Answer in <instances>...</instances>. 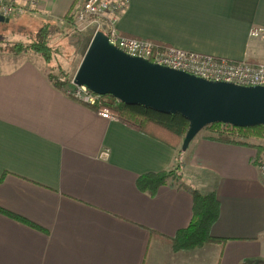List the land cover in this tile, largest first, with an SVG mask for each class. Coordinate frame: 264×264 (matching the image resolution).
<instances>
[{
    "label": "crops",
    "instance_id": "0c3cea01",
    "mask_svg": "<svg viewBox=\"0 0 264 264\" xmlns=\"http://www.w3.org/2000/svg\"><path fill=\"white\" fill-rule=\"evenodd\" d=\"M70 1L41 0L35 14L67 12ZM117 25L164 45L264 61V31L252 35L264 30V0H129ZM0 63V208L11 213L0 211V264H264V140L226 143L201 131L183 156L190 186L150 195L138 177L171 168L174 148L68 96L40 55ZM196 189L216 193L211 234L225 241L174 251L152 231L186 228Z\"/></svg>",
    "mask_w": 264,
    "mask_h": 264
},
{
    "label": "water",
    "instance_id": "95a60500",
    "mask_svg": "<svg viewBox=\"0 0 264 264\" xmlns=\"http://www.w3.org/2000/svg\"><path fill=\"white\" fill-rule=\"evenodd\" d=\"M9 20L0 16V22ZM74 82L128 105L181 114L190 123L182 144L184 151L213 123L264 125V86L207 80L132 56L114 46L101 30L90 41Z\"/></svg>",
    "mask_w": 264,
    "mask_h": 264
},
{
    "label": "trees",
    "instance_id": "16d2710c",
    "mask_svg": "<svg viewBox=\"0 0 264 264\" xmlns=\"http://www.w3.org/2000/svg\"><path fill=\"white\" fill-rule=\"evenodd\" d=\"M89 1L71 0L68 5V11L65 14V20L72 25L78 12ZM48 30V24H46L31 38L29 43H16L11 52L32 51L43 57L48 69L53 70L55 68L51 62L53 48L50 44ZM61 73L65 74L63 70ZM48 76L53 84L64 92L65 83L58 81V75L51 71ZM103 102L120 119L137 125L144 133L176 150V159L171 168L160 172H149L138 177L137 185L139 189L150 195H155L161 186L179 182L182 178L179 175V171L184 167L182 160L185 151L182 149V144L190 126L189 121L179 113L168 114L142 105H128L111 95L103 96ZM203 130L210 131V134H208L209 138L226 143L250 145L253 140H264V125L236 127L217 122L206 126ZM258 148L260 156L256 159V162L260 163L261 160H264V145ZM192 193L194 197L193 216L186 228L179 230L174 236H166L152 231L163 242L170 245L174 251L193 250L214 242L225 241L211 234V228L220 215V203L216 193H204L197 189L192 190ZM0 211L11 214L2 208H0Z\"/></svg>",
    "mask_w": 264,
    "mask_h": 264
},
{
    "label": "built area",
    "instance_id": "2783aa9c",
    "mask_svg": "<svg viewBox=\"0 0 264 264\" xmlns=\"http://www.w3.org/2000/svg\"><path fill=\"white\" fill-rule=\"evenodd\" d=\"M41 0H0V16L18 17L35 13ZM129 0H90L77 14L76 25L82 26L89 20L97 23V31L105 32L109 41L132 56L142 57L150 62L182 70L195 76L212 80L225 81L241 86H264V62L228 57L186 50L159 42L132 37L123 34L118 25L120 14ZM263 28H254L253 36H259ZM58 81L65 83L64 92L80 103L91 106L107 119L118 116L105 106L103 96L85 86L75 84L74 77L58 76ZM107 154V152L105 153ZM261 183L264 186V160L258 163Z\"/></svg>",
    "mask_w": 264,
    "mask_h": 264
},
{
    "label": "rangeland",
    "instance_id": "374dc122",
    "mask_svg": "<svg viewBox=\"0 0 264 264\" xmlns=\"http://www.w3.org/2000/svg\"><path fill=\"white\" fill-rule=\"evenodd\" d=\"M65 14L66 10L63 13L52 15L30 13L18 17H12L9 21L0 22V59L18 56L23 53H34L32 51L20 53H14L11 51L16 43H29L31 38H33L41 28L48 24L50 44L53 48L51 61L52 66L55 67L53 70L55 73H58V76H65L68 79L73 78L90 41L96 33L97 23H92L91 20H89L82 26L77 27V17H75L74 22L71 25L65 20ZM1 63L0 66L2 65ZM57 65L63 67L62 70L65 74L61 73L62 70L58 71ZM202 132L210 134L209 130H202ZM190 152L191 148L188 147L184 154L189 155ZM186 155L183 156L186 157ZM182 162H185L184 157ZM179 175L182 177L179 182L184 186L189 187L190 183L188 182V175L185 174L184 167L179 171Z\"/></svg>",
    "mask_w": 264,
    "mask_h": 264
}]
</instances>
